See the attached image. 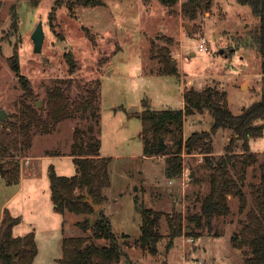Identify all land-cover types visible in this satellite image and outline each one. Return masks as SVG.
<instances>
[{
  "label": "rangeland",
  "instance_id": "1",
  "mask_svg": "<svg viewBox=\"0 0 264 264\" xmlns=\"http://www.w3.org/2000/svg\"><path fill=\"white\" fill-rule=\"evenodd\" d=\"M182 3L183 0L173 5L161 0H0V109L5 112L4 120L19 121L26 103L37 109L45 106L47 90L57 79L72 77L73 96L79 93V87L99 79L97 136L100 151L111 158L110 185L105 189L103 208L116 233L129 232L126 250L131 259L136 264H242L248 247H234L230 238L245 217V212L238 210L237 197L229 199L231 213L214 217L210 227L198 228L188 222V214L200 210L201 199L209 190V170L203 156L198 152L182 155V174L174 180L167 174L166 156H142L141 120L137 113L144 106L181 108L184 89L212 85L227 91L229 108L238 114L264 92L262 56L250 36L259 17L251 7L238 0H211L209 8L189 18L182 13ZM39 20L44 40L37 52L33 50L31 33ZM202 38L207 50L198 48ZM14 51L20 75L11 67ZM68 53L75 60L73 70ZM166 66L175 67L176 73H165ZM20 76L28 79L32 97L25 96ZM212 122L209 111L187 115L182 135L186 138L193 131L208 130ZM255 122L263 123V134L251 138L249 146L261 159L264 118ZM87 123V119L76 115L55 121L48 130L32 126L30 146L16 150L18 175H25L21 189L19 184L6 182L5 169L3 174L0 171V217L6 207L21 218L13 234L35 231L38 252L33 264H60L57 259L62 255L63 235L83 234L76 221L94 216L70 211L59 214L50 202L49 169L53 166L61 175L76 172L69 155L74 130L85 128ZM227 135H232L228 128H219L214 134L216 156L224 152ZM9 165L2 163L3 168ZM258 177V167H249L246 183ZM135 196L146 207L160 212L161 238L156 254L134 243L141 232ZM173 212H181L185 232L167 249L166 215ZM191 228L199 236L187 235Z\"/></svg>",
  "mask_w": 264,
  "mask_h": 264
},
{
  "label": "trees",
  "instance_id": "2",
  "mask_svg": "<svg viewBox=\"0 0 264 264\" xmlns=\"http://www.w3.org/2000/svg\"><path fill=\"white\" fill-rule=\"evenodd\" d=\"M176 0H161L163 4L173 5ZM248 4L254 14L259 17L258 24L250 36L262 56L261 72L264 75V3L262 0H238ZM87 2V1H86ZM92 4H95L92 1ZM211 0H183L181 10L184 16L194 18L198 12L209 8ZM16 23V20H14ZM17 25V23H16ZM67 59L71 70L75 60L71 53ZM12 69L20 75L17 53L11 57ZM164 72L176 73L175 67L166 66ZM25 96L32 97L33 90L27 78L20 76ZM72 77L57 79L47 90L45 106L39 109L26 103L25 110L19 113L20 120H1L0 124V162L9 163L4 167L8 184L18 181V160L16 150L31 144V128L39 127L48 130L55 121L73 118L76 115L88 120L85 128L74 130V140L69 155L76 165L72 175L56 173L53 166L49 169L50 198L56 212L66 211L76 214H93L76 224L82 229L81 235H63L60 264H136L129 256L126 245L130 234L116 233L113 230L110 215L105 213L103 203L107 199L105 189L110 185V156L100 154V138L97 136L100 121V85L99 79L89 81L85 87H79L76 96L71 93ZM183 106L181 108L156 109L144 106L137 114L141 120L140 136L143 141V156H166L169 164L167 174L170 179L182 174V153L198 152L203 156L204 164L209 170V190L201 199L200 210L188 214V222L195 227L211 226L216 216L231 213L229 197L238 198L239 212H245L240 229L231 235L232 245L240 248L247 246L242 264H264V152L261 159L250 150L249 140L263 134V123L255 121L264 118V92L259 100L243 107L235 114L228 105L227 91L212 85L201 89L193 86L183 90ZM209 111L213 122L208 130L193 131L183 137L185 117L190 114ZM219 128L232 131L224 152L216 156L213 153V137ZM169 137V140H166ZM174 141L171 143V141ZM173 144H176L174 147ZM56 153V152H55ZM59 154V153H56ZM259 169L257 181L246 183L248 168ZM255 174V173H254ZM247 184L249 190H245ZM90 195L94 203L101 204L97 211L86 200ZM135 209L140 213V234L134 240L150 253L158 252V232L160 212L146 207L142 201L134 197ZM169 226V249L174 239L184 231L181 212L167 214ZM19 215H13L4 208L0 220V264H33L38 247L35 231L29 230L21 235L13 234V227L20 222ZM93 229L92 233H88ZM187 235L199 236L193 228ZM98 239L103 240L97 242Z\"/></svg>",
  "mask_w": 264,
  "mask_h": 264
},
{
  "label": "water",
  "instance_id": "3",
  "mask_svg": "<svg viewBox=\"0 0 264 264\" xmlns=\"http://www.w3.org/2000/svg\"><path fill=\"white\" fill-rule=\"evenodd\" d=\"M186 26L189 28V24L186 23ZM31 38L33 41V50L39 52L42 47V43L44 40V30H43V23L42 20H39L34 27L32 33H31ZM171 65H173V62H170ZM38 104V103H37ZM4 110L0 109V119L4 120L5 115H4ZM0 171L3 174L4 173V168L2 167V163L0 162ZM86 200L93 206L94 210L97 211L101 208V204H97L93 202V199L90 195L87 194ZM92 223V218L90 219Z\"/></svg>",
  "mask_w": 264,
  "mask_h": 264
},
{
  "label": "crops",
  "instance_id": "4",
  "mask_svg": "<svg viewBox=\"0 0 264 264\" xmlns=\"http://www.w3.org/2000/svg\"><path fill=\"white\" fill-rule=\"evenodd\" d=\"M228 136V135H227ZM185 138V137H184ZM228 139H229V136H228ZM100 149H101V145H100ZM142 149H143V147H142ZM142 153H143V150H142ZM100 154L101 155H103V156H105L104 154H102V152L100 151ZM193 154H195V153H190V154H188V153H185V152H183L182 153V155L183 156H189V155H193ZM215 154H217V153H215ZM218 154H220V153H218ZM142 156H143V154H142ZM34 158H36V157H38V156H33ZM144 158H149V159H152L153 157H155V156H153V157H146V156H143ZM29 162L30 161H28V160H26V164H29ZM23 170L24 169H22L21 170V172L23 173ZM25 171V170H24ZM29 174L28 175H30V173L31 172H28ZM24 177H25V175H23V174H21L20 175V177H19V180H18V182H16L15 184H19V188H18V190L19 189H21V187H22V184H23V179H24ZM175 178H173L172 180H174ZM231 198V196L229 197V199ZM50 202L52 203V200H50ZM53 204V203H52ZM54 206V205H53ZM4 208H6V207H4ZM4 208H3V210H4ZM60 214V213H59ZM2 215H3V212H2ZM2 215H1V217H0V220H1V218H2ZM121 233H126V234H129V232H126V231H122ZM15 235H21V234H15ZM35 239H36V234H35ZM175 240V239H174ZM61 242H62V239H61ZM36 243H37V241H36ZM37 247H38V245H37ZM38 252V251H37ZM61 257V256H60ZM60 257H58V259L60 258ZM35 259V258H34ZM57 259V260H58ZM33 262H34V260H33Z\"/></svg>",
  "mask_w": 264,
  "mask_h": 264
},
{
  "label": "built area",
  "instance_id": "5",
  "mask_svg": "<svg viewBox=\"0 0 264 264\" xmlns=\"http://www.w3.org/2000/svg\"><path fill=\"white\" fill-rule=\"evenodd\" d=\"M198 48H199L200 50H207V47H206V45H205V38H202V39H201V41H200L199 44H198Z\"/></svg>",
  "mask_w": 264,
  "mask_h": 264
},
{
  "label": "flooded vegetation",
  "instance_id": "6",
  "mask_svg": "<svg viewBox=\"0 0 264 264\" xmlns=\"http://www.w3.org/2000/svg\"><path fill=\"white\" fill-rule=\"evenodd\" d=\"M263 1V3H264V0H262Z\"/></svg>",
  "mask_w": 264,
  "mask_h": 264
}]
</instances>
